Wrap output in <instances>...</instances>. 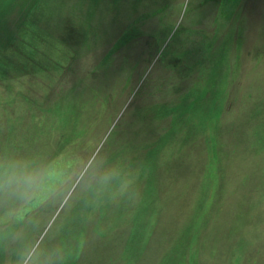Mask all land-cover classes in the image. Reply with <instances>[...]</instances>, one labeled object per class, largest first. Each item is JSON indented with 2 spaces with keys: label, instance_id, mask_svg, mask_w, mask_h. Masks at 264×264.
<instances>
[{
  "label": "rangeland",
  "instance_id": "obj_1",
  "mask_svg": "<svg viewBox=\"0 0 264 264\" xmlns=\"http://www.w3.org/2000/svg\"><path fill=\"white\" fill-rule=\"evenodd\" d=\"M7 159L0 264H264V0H0Z\"/></svg>",
  "mask_w": 264,
  "mask_h": 264
},
{
  "label": "clouds",
  "instance_id": "obj_2",
  "mask_svg": "<svg viewBox=\"0 0 264 264\" xmlns=\"http://www.w3.org/2000/svg\"><path fill=\"white\" fill-rule=\"evenodd\" d=\"M57 176L58 169L53 161L0 160V196L30 201L49 191Z\"/></svg>",
  "mask_w": 264,
  "mask_h": 264
}]
</instances>
